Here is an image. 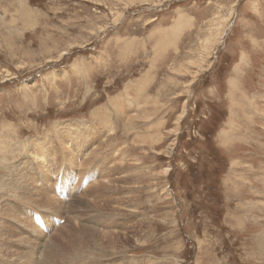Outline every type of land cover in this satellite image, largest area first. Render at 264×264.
Returning <instances> with one entry per match:
<instances>
[{"label":"rangeland","instance_id":"obj_1","mask_svg":"<svg viewBox=\"0 0 264 264\" xmlns=\"http://www.w3.org/2000/svg\"><path fill=\"white\" fill-rule=\"evenodd\" d=\"M0 158V264H264V0H0Z\"/></svg>","mask_w":264,"mask_h":264},{"label":"bare ground","instance_id":"obj_2","mask_svg":"<svg viewBox=\"0 0 264 264\" xmlns=\"http://www.w3.org/2000/svg\"><path fill=\"white\" fill-rule=\"evenodd\" d=\"M158 34H159V33H158ZM154 37H155V36H154ZM158 43H160V42H158ZM166 47H167V46H166ZM166 47H165V48H166ZM158 49H159V48H158ZM158 49H157V50H158ZM159 50H160V49H159ZM163 50H164V46H163ZM163 50H162V51H163ZM166 51H167V50H166ZM158 52H159V51H158ZM163 54H164V53H163ZM157 55H158V54H157ZM160 57H161V56H160ZM157 61H158V60H157ZM153 62H155V61H153ZM156 63H157V62H156ZM151 68H152V67H151ZM148 72H149V71H148ZM151 72H152V71H151ZM146 77H147V76H146ZM232 80H233V79H232ZM155 81H156V80H155ZM232 82H233V81H232ZM141 84H142V83H141ZM144 89H145V88H144ZM146 92H147V91H146ZM146 94H147V93H146ZM120 97H121V96H120ZM121 99H122V98H121ZM155 102H156V101H155ZM155 102H154V103H155ZM154 105H155V104H154ZM139 106H140V105H139ZM138 110H139V109H138ZM181 113H182V112H181ZM183 116H184V115H183ZM183 116H182V118H183ZM180 117H181V116H180ZM177 120H178V118H177ZM111 130H113V129H111ZM111 130H110V131H111ZM74 131H75V130H74ZM4 132H5V131H4ZM4 134H6V133H4ZM5 136H6V135H5ZM75 137H76V136H75ZM87 137H88V135H87L86 132L83 130V131L81 132V137H80V139L83 140V141L85 142V140L87 139ZM176 138H177V137H176ZM63 139L65 140L64 137H63ZM36 140H37V142H35L36 144L33 142V145L30 147V149H33L35 146H36V147H37V146H40L41 143H42V141H43L42 138H37ZM36 140H35V141H36ZM26 142H27V141H26ZM26 142H24V145H26V147H27V145H29V144H27ZM73 142H74V141H73ZM81 142H82V141H81ZM81 142H80V143H81ZM25 143H26V144H25ZM15 145H16V144H15ZM24 145H23V143H19V144L17 145L16 149H19L21 146H24ZM44 145H45V142L43 143V147L40 148L41 150H44V149H45ZM74 145H75V143H74ZM19 146H20V147H19ZM48 147H49V146H48ZM67 147H68L69 151H71V152L73 153L74 150L71 149V147H72V148H74V147L71 146V144H70L69 146H67ZM77 148H79V147H77ZM14 149H15V148H14ZM41 150H40V151H41ZM90 150H91V149H90ZM77 151H78V150H77ZM33 152H34L33 154L37 155L36 152H35V150H33ZM41 152H42V151H41ZM78 152H80V151H78ZM78 152H77V153H78ZM75 154H76V152H75ZM79 154H80V153H79ZM54 155H55V154H54ZM64 155H65V154H64ZM120 156H121V154H120ZM37 157H40V159H41L43 162H46V161H47V159H46L45 155L43 154V152H42L41 154H39ZM64 157H65V156H64ZM65 158H66V157H65ZM119 158H120V157H119ZM0 159H1V158H0ZM76 159H77V161H76ZM3 160H4V159H3ZM3 160H2V161H3ZM61 160H62V159H61ZM119 160H120V163L122 162L123 164H126L125 162L128 161L127 156H125V154L122 155V157H121ZM39 161H40V160H39ZM63 161H64V160H63ZM3 162H4V161H3ZM69 162H71V163H70V166H71V168H73V169H74V168L77 169L78 166H79V167L81 166V165H78V156H76V155L73 156V155L71 154V157H70ZM76 162H77V165H73V163H76ZM93 163H94V162H93ZM97 163H98V162H97ZM68 164H69V163H68ZM16 165H17V164H16ZM25 165H26V164H25V161L23 162V160H22V162L20 163V165H18L16 168L11 167L10 165L6 166V169H7L8 172H9V176L13 175V176L15 177V180H14V181H15V182L17 181V182H19L20 184H22V186L19 185L20 188H17V187H15V186L13 185V188L15 189V190H14V191H15L14 193H17V194H19L21 197H25L26 199H27V198H34V199L36 200V202L39 201L40 203L46 198V199H48V200L50 201L51 204H50L48 201H44V203H47L48 205H50V207H51V206L54 207V209H56V211L59 210L60 207H59V204H57L58 199L55 198L54 195H49V197L47 198V197H46L47 193H46L43 189H39L40 192L31 189V186H30L31 183H30V181H31V179H32L33 177H32V175H30V176H31V179H30V177H29V175H28L27 172L30 171V172L32 173V170H34V169H33V166H31V167L27 168V169H28V171H27ZM33 165H34V164H33ZM36 165H37V164H36ZM47 165L49 166L50 164H47V162L43 164L44 169H43L42 172H43V173L45 172L47 175H49L51 169H48ZM60 165H61V164H60ZM35 168H36V167H35ZM40 168H41V167H40ZM102 168H103V166H102ZM107 168H108V166H107ZM130 168H131V167H130ZM6 169H5V170H6ZM79 169H80V168H79ZM83 170H84V169H83ZM107 171H109V170H107ZM127 171H128V170H127ZM57 172H58V171H57ZM83 172H84V171H83ZM83 172H82V173H83ZM129 172H130V169H129ZM68 173H69V172H68ZM104 173H105V174H108V173H106V172L103 171V174H104ZM105 174H104V175H105ZM68 175H69V174L66 173L64 176H65V177H68ZM128 175H129V174H128ZM131 176H132V174H131ZM45 177H46V176H45ZM46 178L48 179V177H46ZM11 179H12V178H11ZM13 179H14V178H13ZM104 179H105V178H104ZM126 179H127V178H126ZM131 179H132V178H131ZM5 180H6V178H5ZM89 180H90V179H89ZM11 181H12V180H11ZM8 182H10V180H8ZM17 182H16V183H17ZM11 184H12V183H11ZM100 184H101V183H100ZM130 184H131V182H130ZM130 184H128V185H130ZM6 185H7V184H6ZM9 185H10V183H9ZM9 185H8L7 188L10 189V186H9ZM16 185H17V184H16ZM91 186H92V185H91ZM11 187H12V185H11ZM16 188H17V189H16ZM97 188H98V187H97ZM2 189H3V187H2ZM2 189H0V190H2ZM89 191H90V190H89ZM14 193H13V195H14ZM36 193H37V195H36ZM98 193H99V192H98ZM1 194H2V193H1ZM85 194H86V193H85ZM262 194H263V193H262ZM8 196H9V195H8ZM75 197H76V196H75ZM10 198H11V197H10ZM10 198H9V199H10ZM34 199H33V200H34ZM80 200H81V199H80ZM21 201H22V200H21ZM27 202H28V201H27ZM36 202H35V203H36ZM72 202H73V201H72ZM75 202H76V201H75ZM81 202H84V201H81ZM89 202H91V201H89ZM119 202H120V201H119ZM119 202H118V203H119ZM37 204H38V203H37ZM91 204H92V203H91ZM93 204H94V202H93ZM93 204H92V205H93ZM48 205H47V206H48ZM74 206H75V205H74ZM77 206H78V205H77ZM97 206H98V205H97ZM97 206H96V204H95V207H97ZM2 207H3V206H2ZM7 207H8V206H7ZM45 207H46V206H45ZM48 207H49V206H48ZM71 207H72V206H71ZM98 207H99V206H98ZM5 208H6V207H5ZM5 208L3 207V210H2V211H4ZM8 208H9V207H8ZM43 208H44V207H43ZM104 208H105V207H104ZM131 208H133V207H131ZM5 210H6V209H5ZM15 210H16V209H15ZM50 210H51V209H50ZM60 210H62V209H60ZM16 211H17V210H16ZM65 211H66V210H65ZM65 211H64V212H65ZM127 211H130V209L128 208ZM61 212H62V211H61ZM13 213H15V212H13ZM62 213H63V212H62ZM1 214H2V213H1ZM19 214H20V213H19ZM71 214H72V213H71ZM2 215H3V214H2ZM72 215H73V214H72ZM6 216H7V215H6ZM10 216H11V215H10ZM20 216H21V215H20ZM76 217H77V216H76ZM70 218H71L70 220H73V219H72L73 217H70ZM47 220H48V219H47ZM70 220H69V221H70ZM76 220H77V218H76ZM38 221H39V220H38ZM1 222H2V221H1ZM60 222H61V221H60ZM3 223H4V221H3ZM77 223H78V222L76 221L75 226H78ZM60 224H61V223H60ZM26 225H27V224H26ZM79 225H80V224H79ZM73 226H74V225H73ZM83 226H84V225H82V227H83ZM85 226H86V225H85ZM80 227H81V226H80ZM87 227H88V228H86V227L83 228V230H85L87 233H89L90 236H92L91 238H93V235L95 236V234H97V235L99 234V233H98L99 230L96 229V227L94 228V227L91 226L92 228H94V229H96V230L92 229L91 227L89 228V226H87ZM2 228H3V227H2ZM6 228H7V227H6ZM67 228H69V227L67 226ZM100 228H101V227H100ZM4 229H5V228H4ZM8 229H9V228H8ZM65 229H66V228H65ZM70 229H71V228H70ZM77 229H78V228H77ZM81 229H82V228H81ZM62 230H63V227H62ZM62 230H61V233H62ZM97 230H98V231H97ZM59 231H60V230H58V232H59ZM96 231H97V233H96ZM100 231H101V230H100ZM13 232H14V231H13ZM71 232H72V231H71ZM103 232H104V231H103ZM4 233H5V232H4ZM52 233H53V232H52ZM61 233H58V234H61ZM68 233H70V232H68ZM124 233H125V232H124ZM124 233H121V235H122L123 238H125L124 240H127V236H125L126 234H124ZM126 233H127V231H126ZM263 233H264V232H262V234H263ZM72 234H73V233H72ZM74 234H75V233H74ZM113 234H114V232H113ZM262 234H261V235H262ZM56 235H57V234H56ZM56 235H55V237H56ZM65 235H66V234H65ZM75 235H76V234H75ZM75 235H74V236L72 235V236L75 237ZM97 235H96V236H97ZM7 236H8V235H7ZM88 236H89V235H88ZM96 236H95V237H96ZM99 236L102 237L103 240H101V242L104 244L105 242H107V241L110 240V238H111V236H112V233H110V232H109V233H108V232H105L104 234H102V231H101ZM3 237H4V236H3ZM8 237H9V236H8ZM52 237H53V236H52ZM65 237H67V236H65ZM84 237H85V236L80 237V238H84ZM112 237H113V236H112ZM4 238H5V237H4ZM14 238H15V237H14ZM59 238H60V237H59ZM80 238L78 239V240H79L78 243H80L81 241L83 242L84 239H86V237H85L84 239H80ZM20 239H21V238H20ZM22 239H23V238H22ZM26 239H27V238H26ZM49 239H51V238H49ZM49 239H48V240H49ZM53 239H54V238H53ZM53 239L50 240V241L54 242V240H55L56 238H55L54 240H53ZM93 239H94V238H93ZM97 239H98V238H97ZM11 240H12V239H11ZM11 240H10V241H11ZM48 240H47V241H48ZM63 240H64V237H63ZM78 240H77V241H78ZM94 240H95V239H94ZM99 240H100V239H98V241H99ZM263 240H264V238H263ZM263 240H262V241H263ZM45 241H46V240H45ZM47 241H46V242H47ZM50 241H48V242H50ZM57 241H58V240H56L55 242H57ZM60 241H61V240H59V242H60ZM65 241H66V240H65ZM65 241H63V242L65 243ZM67 241H68V240H67ZM72 241H75V240L72 239ZM72 241H71V243H73ZM259 241H260V240H259ZM1 242H2V241H1ZM59 242H58V243H59ZM86 242H87V241H86ZM94 242H95V241H94ZM94 242H93V243L91 242L90 244L93 245ZM110 242L112 243V241H110ZM254 242H255V241H254ZM4 243H5V242H4ZM58 243H57V244L55 243V244L58 245ZM64 243H62L61 245H63ZM74 243H77V242L75 241ZM83 243H84V242H83ZM96 243H98V242H96ZM260 243H261V242H260ZM1 244H3V243H1ZM1 244H0V247L2 248L3 246H2ZM47 244H48V243H46V245H47ZM51 244H52V243H51ZM51 244H50V245H51ZM67 244H68V243H67ZM67 244H66V245H67ZM85 244H88V242L85 243ZM85 244H84V245H85ZM90 244H89V245H90ZM100 244H101V243H100ZM109 244H110V243H109ZM14 245H15V244H14ZM46 245H45V247H46ZM81 245H82V244H81ZM89 245H87V246H89ZM96 245H99V244H96ZM104 245H105V244H104ZM106 245H107V244H106ZM259 245H260V244H259ZM263 245H264V242H263ZM43 246H44V245H43ZM47 246H48V245H47ZM76 246L78 247L77 244H76ZM64 247H65V244H64ZM72 247H73V246H72ZM72 247H70V248H69V247H66V248L71 249ZM74 247H75V246H74ZM74 247H73V248H74ZM81 247L83 248V246H80V248H81ZM84 247H85V246H84ZM90 247H91V246H90ZM92 247H93V246H92ZM97 247H98V246H97ZM259 247H260V246H259ZM6 248L9 249V247H6ZM50 248H51V249H50ZM50 248L48 247V249H47V247H46V249H47V250L50 249L51 252L48 251V253H47V251H46L47 254L45 255V259L47 258V256H49V258H50V256H54V255L57 254V253L62 254V253H60V252L62 251V250H61L62 247H56V248H55V245H54L53 248H52V247H50ZM80 248H79V249H80ZM82 248H81V249H82ZM93 248H94V247H93ZM93 248H91V249H93ZM262 248H263V247H262ZM262 248H261V249H262ZM3 249H4V248H3ZM3 249H1V250H3ZM43 249H44V248H43ZM46 249H45V250H46ZM64 249H65V248H64ZM75 249H77V248H75ZM75 249H74V251H75ZM91 249H90V250H91ZM31 250H32V249H31ZM45 250H44V251H45ZM59 250H61V251L59 252ZM65 250H66V249H65ZM77 250H78V249H77ZM96 250H97V249H96ZM262 250H263V249H262ZM11 251H13V250L11 249ZM11 251H10V253H11ZM15 251H16V250H15ZM66 251H67V250H66ZM69 251H71V250H69ZM72 251H73V250H72ZM83 251H84V250H83ZM98 251H99V250H98ZM3 252H4V250H3ZM23 252H24V251H23ZM75 252H76V251H75ZM77 252H78V251H77ZM101 252H102V251H101ZM1 253H2V252H1ZM6 253H7V252H6ZM8 253H9V252H8ZM20 253H21V252H20ZM63 253H64V254H63V256H64V255L67 254L68 252H65V251H64ZM71 253H72V252H71ZM87 253H88V252H87ZM41 254H42V253H41ZM69 254H70V253H69ZM69 254H68V256L70 257L71 255H69ZM97 254H98V253H97ZM36 255H37V254H36ZM72 255H74V252H73ZM30 256H31V255H30ZM33 256H34V255H33ZM55 256H57V255H55ZM59 256H60V255H59ZM63 256H62V257H63ZM65 256H67V255H65ZM2 257H3V255H2ZM79 257H80V256H79ZM94 257H95V256H94ZM0 258H1V257H0ZM4 258L6 259V257H4ZM25 258H26V255H25ZM27 258H28V257H27ZM31 258H32V257H31ZM35 258H36V257H35ZM40 258H41V257H40ZM54 258H55V257H54ZM54 258L51 257V260L54 261ZM56 258H57V257H56ZM63 258H64L65 260H64ZM63 258H61L60 260L63 259L64 261H66V260L68 261V259H69V258L67 259V258H65V257H63ZM71 258H72V257H71ZM74 258H75V256H74ZM77 258H78V257H77ZM81 258H82V257H81ZM84 258H85V257H84ZM86 258L88 259V257H86ZM90 258H91V257H90ZM41 259H42V258H41ZM78 259H79V258H78ZM82 259H83V258H82ZM2 260H3V258H2ZM39 260H40V259H39ZM51 260H48V261L51 263ZM55 260H57V259H55ZM79 260H80V259H79ZM34 261H35V260H34ZM41 261L43 262V264H46V263L48 262L47 260L45 261V260H43V259H42ZM58 261H59V259H58ZM70 261H73V260H70ZM70 261H69V263L71 264ZM29 262H30V261H29ZM29 262H28V263H29ZM32 262H33V261H32ZM54 262H55V261H54ZM56 262H57V261H56ZM56 262H55V264H56ZM61 262L64 263L63 261H60V264H62ZM84 262H85V261H84ZM18 263H20V262H18ZM50 263H49V264H50ZM52 263H53V262H52ZM57 263H58V262H57ZM74 263H75V262H74ZM53 264H54V263H53ZM58 264H59V263H58ZM65 264H66V263H65Z\"/></svg>","mask_w":264,"mask_h":264}]
</instances>
